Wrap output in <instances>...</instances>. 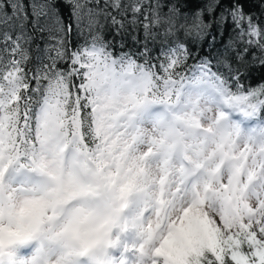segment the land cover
I'll return each instance as SVG.
<instances>
[{
	"label": "snow or ice",
	"instance_id": "1",
	"mask_svg": "<svg viewBox=\"0 0 264 264\" xmlns=\"http://www.w3.org/2000/svg\"><path fill=\"white\" fill-rule=\"evenodd\" d=\"M0 264H264V0H0Z\"/></svg>",
	"mask_w": 264,
	"mask_h": 264
},
{
	"label": "trees",
	"instance_id": "2",
	"mask_svg": "<svg viewBox=\"0 0 264 264\" xmlns=\"http://www.w3.org/2000/svg\"><path fill=\"white\" fill-rule=\"evenodd\" d=\"M37 43H39V41L37 40ZM35 47V44L33 45V48Z\"/></svg>",
	"mask_w": 264,
	"mask_h": 264
}]
</instances>
